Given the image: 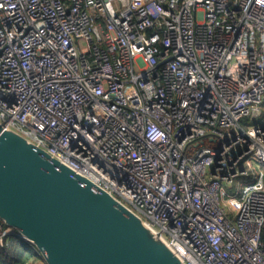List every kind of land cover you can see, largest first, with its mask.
Wrapping results in <instances>:
<instances>
[{
    "label": "built area",
    "instance_id": "obj_1",
    "mask_svg": "<svg viewBox=\"0 0 264 264\" xmlns=\"http://www.w3.org/2000/svg\"><path fill=\"white\" fill-rule=\"evenodd\" d=\"M263 105L264 0H0V122L185 264H264Z\"/></svg>",
    "mask_w": 264,
    "mask_h": 264
},
{
    "label": "water",
    "instance_id": "obj_2",
    "mask_svg": "<svg viewBox=\"0 0 264 264\" xmlns=\"http://www.w3.org/2000/svg\"><path fill=\"white\" fill-rule=\"evenodd\" d=\"M0 122V218L47 264H185L139 214Z\"/></svg>",
    "mask_w": 264,
    "mask_h": 264
},
{
    "label": "trees",
    "instance_id": "obj_3",
    "mask_svg": "<svg viewBox=\"0 0 264 264\" xmlns=\"http://www.w3.org/2000/svg\"><path fill=\"white\" fill-rule=\"evenodd\" d=\"M23 239L14 238L10 243L0 248V264H26L33 259L34 252L27 247Z\"/></svg>",
    "mask_w": 264,
    "mask_h": 264
},
{
    "label": "rangeland",
    "instance_id": "obj_4",
    "mask_svg": "<svg viewBox=\"0 0 264 264\" xmlns=\"http://www.w3.org/2000/svg\"><path fill=\"white\" fill-rule=\"evenodd\" d=\"M262 118H264V105L261 107V113L259 115L255 116V117H247V118L243 119L241 121V125L243 127H247L248 125H253L255 123H260L262 121ZM253 167H254V170H258V168H256V166H253ZM247 169H248V171L250 173L252 172L251 168H247ZM238 180H239V178L234 180L232 188L228 184L225 185V189H226V191L228 193L233 194L235 192V190H236V188L238 186V183H237ZM12 239H14V238L12 237L11 240ZM27 247L28 248L30 247L29 244H27Z\"/></svg>",
    "mask_w": 264,
    "mask_h": 264
}]
</instances>
